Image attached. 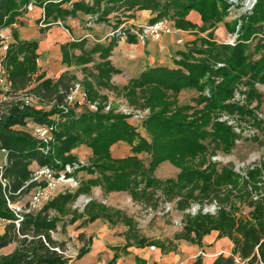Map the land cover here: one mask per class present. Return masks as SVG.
I'll return each mask as SVG.
<instances>
[{"label": "trees", "instance_id": "obj_1", "mask_svg": "<svg viewBox=\"0 0 264 264\" xmlns=\"http://www.w3.org/2000/svg\"><path fill=\"white\" fill-rule=\"evenodd\" d=\"M30 1L0 0V26L7 27L16 22L20 15V7ZM36 1L43 3L46 0ZM122 3L129 8L135 7L142 10L149 7L155 9L159 0H112L107 13L121 6ZM74 4V8L65 9L61 7L60 3L52 2L47 5V11L49 15L56 12L66 17L69 14H75L80 9L87 13H96L100 8V6L84 5L81 2ZM227 7V0H167L161 5L160 13L151 21H156L162 17L164 12L170 10L180 12L198 9L206 22L212 25L214 20H219L226 14ZM263 7L264 0L258 4L259 9ZM254 21L255 19L251 17L245 26L246 32L243 35L250 33V27L255 25ZM15 36L17 42L9 48L7 64L11 67L13 88L24 90L32 82V75L37 69L38 41L20 40L16 32ZM131 40H135V37L131 36ZM115 41L113 38L107 44L98 42L100 44H96L90 50L91 54L99 52L100 55L108 57V60L99 64L100 73L104 71L110 73L113 69L118 70L112 66L109 59V55L116 45ZM78 46V42H68L62 45L65 63L69 58L68 50ZM218 48L220 49L210 52L211 55L218 56L230 51L227 64L231 65V68L239 70L240 67H243L242 63L246 65L248 56L243 43L233 47L220 46ZM76 58L81 64L90 61V58L83 57V55ZM207 63L209 61L205 62L203 66H199L195 63L185 62L183 65L189 70L187 73L180 68L149 66L138 77L130 80V93H136L137 89H144L147 94L145 105H148L152 111L144 124L152 135L151 141L144 138L126 120L127 115L125 114L92 113L89 111L75 114L73 112L66 113L61 109V106L68 101L74 88L73 76L68 73L62 74L56 82L48 79L43 80L34 88V91L38 92L43 99L45 98L53 104L51 109L13 108L8 115L1 118L0 148L7 150L8 159L0 169V216L6 218L8 223L3 233H0V264H67L69 259L63 253L53 249L58 246L64 251L66 242L53 238L51 230H57L59 218L57 216L49 217L48 211L52 208L63 212L68 201L73 200L79 193L89 192L94 186H102L106 191H129L135 199H152L156 195V190L161 189L168 200H170L169 197H180V200L177 201V208L185 209L191 205L192 201L202 203L204 198L215 195L218 188L234 181L237 174L227 166H224L220 171L215 162L203 165L207 161L204 156L207 147L201 140L207 135L199 130L200 124L197 119L188 120L187 116L183 117L184 114L178 107L173 110L175 100L167 99L164 91V88H167L178 92L182 87H195L203 90L208 81H202V78L210 69ZM226 67L219 70L223 83L218 84L212 99L202 113L207 124L209 112L220 107L221 101L231 97L230 88L224 85L229 74L228 71H225ZM251 70L255 78L264 80V57L253 65ZM54 114H60L66 120L59 125V129L55 133V141L51 143V147L46 153L41 150L42 143L22 126L29 118L40 123H51L50 117ZM222 125L218 121L211 136L227 143L228 137L225 135H229V132ZM120 140L128 142L134 153L149 152L152 156L150 166L146 167L136 155L114 158L110 148ZM82 143H87L93 149V164L87 169L94 174L98 173V175L83 181L75 195L61 194L49 201L38 212L27 211L28 207L22 208L19 212L20 216H18L9 204H18L19 200L29 195L36 186V182L31 181L33 161H37L40 165H54L62 169L65 164L75 161L73 156L62 158V153ZM56 160H59L60 163H56ZM166 160L181 167L177 179L162 180L154 175L158 166ZM2 180H6V185H3ZM141 184H144V187H141ZM184 189L187 192L183 194ZM254 205L255 209L249 218L243 215L242 217L233 215L232 210L229 211L224 207H221L216 215L202 212L187 213L183 231L176 237L202 244L206 234L212 230H220L221 237L227 236L233 241L234 250L230 256L220 254L212 264H264V206L261 203ZM85 211L89 213L90 220L108 215V208L105 205L92 201L86 206ZM77 218L75 215L71 222ZM16 220L20 221L19 226L16 224ZM43 237L46 238L49 245L46 244ZM79 239L84 241V244L79 249L77 258L85 255L90 250L92 243V238L87 240L84 233L79 234ZM12 244H14L12 249L3 251L4 248ZM160 244L163 249H166L164 243L160 242ZM236 255L241 258L240 262L236 261ZM117 258L118 254L116 253L113 261ZM193 264H203L202 257L198 256Z\"/></svg>", "mask_w": 264, "mask_h": 264}, {"label": "rangeland", "instance_id": "obj_2", "mask_svg": "<svg viewBox=\"0 0 264 264\" xmlns=\"http://www.w3.org/2000/svg\"><path fill=\"white\" fill-rule=\"evenodd\" d=\"M68 1L69 0H63L60 2L61 7L72 9L74 8L75 2H81L84 5L90 6H100L99 16L94 19V22L98 23L101 27V39L93 36L87 37L83 39V41L78 42V47L68 50L69 58H67L66 65L71 67V69L67 72L70 76H73V86H79L77 87L78 92L74 96V100L69 99V101L61 106V109L66 113L73 112L75 114H81L84 111L92 113L125 114L127 115L126 120L134 126L144 138L151 141L152 135L144 122L151 114L152 110L148 105H145L147 94L144 89H137L135 90L136 93H130V80L132 78L126 73V66H122L123 69H121L111 60L112 66L118 70L116 71L113 69L110 73H106V71L100 73L98 66L102 64L101 62L108 60V57L106 58L100 55L99 52L91 54L90 50L96 44H100L98 42L107 44L110 39L108 37L105 38L106 33L112 29L120 28L121 26L122 30H126L128 33L127 43L136 42L137 37L130 33V28H138L146 23H151V19L160 13L161 5L167 0H159L155 9L148 7L142 10L135 7L129 8L122 3L121 6L116 7L109 13H107V10L111 4L108 3H104L105 6L102 7L101 3L98 1L92 4L90 0H73V5L70 6ZM227 1L228 7L226 14L221 19L214 20L212 25L206 22L203 14L198 9H189L180 12L170 10L169 12H164L161 18L166 17L169 19L175 29L174 34L165 35L160 41H151L143 46L146 53H148L147 47L152 49L153 46H157L159 53H164L162 57V59L165 60L164 64L157 66L180 68L186 73L189 72V70L183 63L191 62L203 66L205 62L209 61L207 64L210 69L202 78V81H208L203 90L195 87H182L178 92H174L173 89L167 88H164V91L167 99L172 101L175 100L173 110L178 107L181 109L180 112L184 114L183 117L187 116L188 120L197 119L200 124L198 127L199 130L207 135L206 138L201 140L207 147V152L204 155L207 161L203 165L205 166L209 162H215L220 171L224 166H227L237 174L234 181L228 182L226 185L218 188L215 195L212 194V197L204 198L202 203L199 201H192L191 205L185 209L177 208V201L180 200V197H169L170 200H168L161 189L156 190V195L152 197V199L144 198V202L133 200L130 195V214L141 219L140 224L142 227L139 229L150 236H163L168 233L174 234V232H180L185 225L187 213L196 214L202 212L216 215L220 208L224 207L229 211L232 210L233 215L235 214L240 217L243 215L249 218L251 212L255 209V203H261V205L264 206V80H260L258 77L255 78L251 70V67L264 57V7L262 9L258 8V4L262 0ZM253 2L254 4L252 5ZM26 4L20 7V15H18L16 22L12 23V25H9L7 28L9 48L13 43L17 42L15 32L20 40H28L22 37L20 33L21 20L24 23V17H26L28 13L24 10ZM77 11L75 14H69L67 16L76 17ZM191 12H194V14L191 15ZM52 16L64 18V15L62 16L56 12H54ZM251 17L255 19V25L250 27L251 31L248 35H243L246 32L245 26ZM89 29L90 28H88V30ZM42 32L44 33L42 36L44 39L47 33L45 31ZM131 36H134L135 40H131ZM114 40H116V45L112 49L110 55L116 54V56L123 57L125 61H130L128 58L129 54L135 55L132 60L136 58L138 55L136 48L130 49L127 43L120 46L119 43L121 39H119V37H114ZM239 43L245 45V52L248 56L246 65L242 63L243 67H240L239 70L231 68V65L227 64L230 51L224 52L222 55L219 54L218 56H213L210 53L220 49L218 48L220 46L233 47L237 46ZM8 52L9 49L7 50L6 58ZM76 55H83V57L90 58V61L81 64L77 61ZM47 60L48 58H46L45 55L36 58L37 69L32 75V82L24 89L34 98L31 106L34 110H49L53 107L50 101L45 98L43 99L38 92L34 91V88L43 80L48 79L56 82L59 79L45 77L46 68H48V63H46ZM7 66L11 79V67L8 64ZM118 66L120 65L118 64ZM223 67H226L225 71L229 72L226 77L227 82L224 85L230 88L231 97L221 101L220 107L209 112V122L207 124L202 113L212 99L218 84L223 83L222 75L219 73V70ZM148 88L151 89L150 87ZM82 94L85 95V98ZM221 105L223 106L221 107ZM168 114L170 115V113ZM50 120L51 123L54 124L52 143L55 141V133L59 129V125L65 121L66 118L60 114H54L50 117ZM218 121L221 122V124H223L222 126H225L229 132V135H225V137H228L227 143H224L222 139L219 140L216 139L217 137L211 136ZM36 123L40 122L29 118L22 128L28 130L32 134V130ZM82 145L88 146L87 143H82L76 145L69 151H64L61 155L62 158L75 157V161L65 164V166L69 164L74 167H72V175L76 179L74 186L60 184L53 192L52 197L49 200L41 201L38 207L31 208L29 204L30 196L33 191L29 195L22 197L16 205L22 208L28 207L30 210L38 212L42 210L49 201L61 194L75 195L83 181L97 176L98 173L94 174L87 169L93 164L94 153L88 156V154L86 155L82 150H78V147ZM138 153H142L143 158L151 156L147 151ZM139 158L141 160L143 159L142 157ZM4 161L5 154L0 152V164H3ZM142 162L146 167L150 166V164L147 166L143 160ZM56 163H60V161L56 160ZM37 166H40V164L37 161H33L31 165L32 172ZM174 166L179 169L178 172L176 169L172 172L168 171V168L171 167V165H168L167 167L161 168V173L156 169L158 173L156 174L154 172V175L162 180L168 178L177 179L181 167L177 165ZM55 170L61 169L55 167ZM171 175L172 177H167ZM186 192V189H184L183 194ZM84 193L87 192L79 193L73 200L68 201L64 206L63 212H59L52 208L49 209V217L53 218L57 216L59 218L57 230H53L55 234L51 233L54 239L55 236H57V232H62L64 237H68L67 226L72 223V218L75 215L77 217L83 216V213H80L78 209L81 211H83V209L85 210L86 206L92 201H90V198H86ZM155 204L158 205V207ZM73 205L75 208L71 210L70 208ZM171 206H173V208ZM68 214H72V216L65 218ZM5 226L0 228V233H3ZM215 231L219 232L220 230ZM89 238L90 237H86L87 240ZM163 238L164 237H161L159 239H168ZM73 239L74 236L72 234L67 238V241L74 242ZM67 241L65 242L67 243ZM80 242L84 244V241L82 242L80 240ZM151 243L152 242L149 244ZM173 245H176L174 240L168 244V247H172ZM13 246L14 244L4 248L3 251H8ZM63 254L68 259L78 255L68 252L67 250H65ZM223 255L230 256L231 253Z\"/></svg>", "mask_w": 264, "mask_h": 264}, {"label": "crops", "instance_id": "obj_3", "mask_svg": "<svg viewBox=\"0 0 264 264\" xmlns=\"http://www.w3.org/2000/svg\"><path fill=\"white\" fill-rule=\"evenodd\" d=\"M192 14L194 12H191ZM89 15L90 13L84 10H78L76 17L66 16L63 19L71 26L72 32L85 31V21L83 20L87 19ZM38 17V9L28 12L27 16L24 17V23L21 20L20 33L22 37L28 40L38 41V56L45 55L48 58L46 61L48 68H46L45 77L58 79L71 69L63 61L62 51V45L71 42V37L61 26L41 29L37 24ZM42 31L47 33L44 39ZM89 31L93 37L101 39V27L98 23L95 22L94 28ZM123 44L125 42L119 43L120 46ZM127 44L130 49L136 48L138 55L135 59L125 61L123 57L116 56V54L110 55L109 59L121 69H123L122 66H126V73L129 74L130 78L138 77L149 66L164 64L165 60L162 59L164 53H159L157 46H153L152 49L147 47L148 53H146L145 48L137 42ZM78 150H82L88 156L93 154L92 148L88 146L82 145L78 147ZM110 150L114 158H124L130 155H138L143 158L142 153H134L132 146L123 140L115 142ZM142 160L148 166L151 162V156H146ZM168 165H171L168 171L172 172L174 169L177 172L179 171L176 166L167 160L159 165L157 168L158 172L161 173V168ZM157 170L155 171L156 174L158 173ZM167 177H172V175ZM140 186L144 187V184ZM84 195L86 198H90L92 202L105 205L108 208V215L90 220L88 212L84 209L83 211L78 209L80 213H83V216L78 217L77 220L67 226V236L70 237L73 234L74 242L67 241L68 237H64L62 232L56 233L55 239L67 241L65 250L73 254H78L79 249L83 245L78 239L79 234L84 233L86 237L93 238L90 250L81 258H77V255L71 257L67 264H110L116 251L118 258L112 264H193L198 256L202 257L203 264H212L220 254H232L234 249L233 241L226 236H219V232L215 230L203 237L202 244L194 243L184 238H177L176 235L180 234L183 229L180 232L168 233L163 236L145 234L143 230L139 229L142 227L140 224L141 219L130 214V195L136 201H143L144 198L135 199L129 191H106L102 186H94L92 190L84 193ZM156 206L158 207V205ZM171 207L173 208V206ZM74 208L75 206L73 205L70 209L74 210ZM69 216L71 217L72 214L66 215L65 218ZM161 237L168 239L160 240L159 238ZM172 240L175 241L176 245L168 247ZM157 241L164 243L166 249H163L160 242ZM150 242L152 243L149 244ZM151 246H155V249H152ZM200 252H205V255H200Z\"/></svg>", "mask_w": 264, "mask_h": 264}, {"label": "built area", "instance_id": "obj_4", "mask_svg": "<svg viewBox=\"0 0 264 264\" xmlns=\"http://www.w3.org/2000/svg\"><path fill=\"white\" fill-rule=\"evenodd\" d=\"M63 0H47L43 3H39L37 1H30L24 6V10L26 12L33 11L35 9L39 10L38 17V26L42 29H50L53 26H61L64 30L70 34L71 41L80 42L87 37H92V33L89 31L91 28H94L95 22L94 19L98 18L99 12L90 13V15L85 19V31L79 30L78 32H72L71 26L66 22L65 19L60 17H53L48 14L47 5L49 2L60 3ZM92 4L94 2H100L101 6L104 7L106 3L111 4L112 0H90ZM67 3V2H65ZM69 5H73V0L68 1ZM105 3V4H104ZM63 4V3H62ZM91 4V5H92ZM7 27L0 26V119L5 115H8L9 112L13 108H25L31 107L33 103V96L27 92L26 90H16L12 86V81L10 79V73L8 71V66L6 63V54L9 49V36ZM88 28H90L88 30ZM128 29V28H127ZM175 29L173 28L171 22L168 18L163 17L159 18L154 22L146 23L141 25L138 28L131 27L130 33L137 37V43L142 46L147 45L151 41H160L165 35L174 34ZM109 38L110 40L114 37H119L121 42L127 43L128 33L126 30H122V26L120 28L112 29L108 32L105 38ZM134 54H129V59L134 58ZM79 85H77L78 87ZM76 86L73 88L71 94L68 97V101L74 100V96L78 92V88ZM84 94V92H83ZM82 96L85 98V95ZM54 130L53 123H36L33 130L32 135L37 140L42 143L41 150L43 152H48L51 147L52 134ZM0 152L5 154V161L3 164H0V169L7 163L8 152L5 148H0ZM73 166L66 165L61 170H55V166L52 165H40L37 166L31 175V181L36 182V186L33 189V192L30 196L29 204L30 207H38L40 206V202L43 200H49L53 192L59 187L60 184H69L74 186L76 182L75 177L72 175ZM74 168V167H73ZM3 185H6V180H2ZM10 203V201H9ZM11 208L15 210L18 216H20L19 212L22 210V207L14 205L12 203L9 204ZM30 211V208L27 209ZM8 220L4 217L0 216V228L4 227ZM16 224L19 226L20 221L16 220ZM51 233L55 234V231L51 230ZM44 241L47 245L46 238L43 237ZM152 249H155V246H151ZM53 249L65 253L60 247H54ZM200 255H205V252H200ZM236 261L240 262L241 259L239 256H235Z\"/></svg>", "mask_w": 264, "mask_h": 264}, {"label": "water", "instance_id": "obj_5", "mask_svg": "<svg viewBox=\"0 0 264 264\" xmlns=\"http://www.w3.org/2000/svg\"><path fill=\"white\" fill-rule=\"evenodd\" d=\"M255 1V0H254ZM254 4V2L252 3V5Z\"/></svg>", "mask_w": 264, "mask_h": 264}]
</instances>
